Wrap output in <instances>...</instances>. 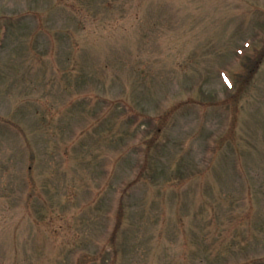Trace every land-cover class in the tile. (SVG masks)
Listing matches in <instances>:
<instances>
[{"label":"rangeland","instance_id":"rangeland-1","mask_svg":"<svg viewBox=\"0 0 264 264\" xmlns=\"http://www.w3.org/2000/svg\"><path fill=\"white\" fill-rule=\"evenodd\" d=\"M0 264H264V0H0Z\"/></svg>","mask_w":264,"mask_h":264}]
</instances>
